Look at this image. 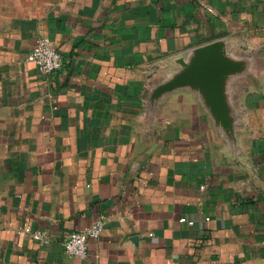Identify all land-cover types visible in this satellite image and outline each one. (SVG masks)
I'll use <instances>...</instances> for the list:
<instances>
[{
  "label": "crops",
  "instance_id": "obj_1",
  "mask_svg": "<svg viewBox=\"0 0 264 264\" xmlns=\"http://www.w3.org/2000/svg\"><path fill=\"white\" fill-rule=\"evenodd\" d=\"M221 37L257 61L233 87L240 154L188 92L146 108L174 57ZM41 38L50 74L27 60ZM0 264H264V0H0Z\"/></svg>",
  "mask_w": 264,
  "mask_h": 264
},
{
  "label": "water",
  "instance_id": "obj_2",
  "mask_svg": "<svg viewBox=\"0 0 264 264\" xmlns=\"http://www.w3.org/2000/svg\"><path fill=\"white\" fill-rule=\"evenodd\" d=\"M256 64L252 55L235 51L227 37L191 47L174 57L165 74L148 88V118L152 120L172 94L188 92L196 98L224 146L240 154L233 87L238 81L250 79Z\"/></svg>",
  "mask_w": 264,
  "mask_h": 264
},
{
  "label": "built area",
  "instance_id": "obj_3",
  "mask_svg": "<svg viewBox=\"0 0 264 264\" xmlns=\"http://www.w3.org/2000/svg\"><path fill=\"white\" fill-rule=\"evenodd\" d=\"M27 60L32 62L42 74H50L61 68L62 56L54 45L47 38L39 39L27 55ZM180 222H187L192 225V220L180 218ZM104 228V221L101 217L95 219L84 230L72 231L67 234L62 245L63 250L74 257L84 258L87 254V241L89 238H98ZM21 233H27L32 239L46 243L49 237L45 231L32 230L26 225Z\"/></svg>",
  "mask_w": 264,
  "mask_h": 264
}]
</instances>
